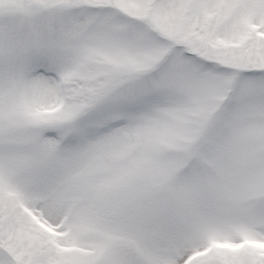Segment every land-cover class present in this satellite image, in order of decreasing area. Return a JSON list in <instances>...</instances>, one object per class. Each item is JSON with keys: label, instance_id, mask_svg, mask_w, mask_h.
Masks as SVG:
<instances>
[{"label": "snow or ice", "instance_id": "1", "mask_svg": "<svg viewBox=\"0 0 264 264\" xmlns=\"http://www.w3.org/2000/svg\"><path fill=\"white\" fill-rule=\"evenodd\" d=\"M0 264H264V0H0Z\"/></svg>", "mask_w": 264, "mask_h": 264}]
</instances>
